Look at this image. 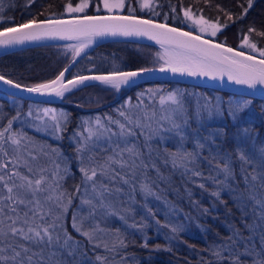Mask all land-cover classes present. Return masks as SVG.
Here are the masks:
<instances>
[{
	"label": "trees",
	"instance_id": "obj_1",
	"mask_svg": "<svg viewBox=\"0 0 264 264\" xmlns=\"http://www.w3.org/2000/svg\"><path fill=\"white\" fill-rule=\"evenodd\" d=\"M78 1L0 0V29L37 18L80 14L68 13L65 9L69 2L75 5ZM89 3L90 7L84 13L104 12L101 7L100 11L96 10V5H100L99 0H90ZM129 7L136 8L135 14L137 15L165 21L199 33L189 27L183 18L185 9H190L193 14L203 15L215 21L219 19L222 25L227 23V27H222L215 37L206 36L259 55L258 52L240 45V40L246 35L252 43L257 44L258 48L264 49V37L258 35L259 32L264 31V0H252L250 8L248 0H207V2L205 0H153L154 11L141 10L138 0H125V7L120 12L129 13ZM173 8L175 11H172ZM245 9H247L246 14ZM228 16H231V19H228ZM241 16H243L242 19L239 18ZM250 28L255 31L250 32ZM66 45V43L35 45L4 53L0 55V74L27 85L50 80L74 55L73 50L67 48L70 50L69 54L62 48ZM160 55V49L152 44L126 40L106 41L84 54L70 69L68 76L156 66L162 63L159 60ZM151 84L165 88L174 86L184 94L196 90L195 93L201 98L197 100V106L194 105V119L188 117L191 128L199 127L201 134L205 136L216 130H221L223 134L215 138V143L198 150L197 161L189 164L188 168L195 167L203 175L193 176L191 171H185L179 165L174 168L171 158L167 155L166 150L175 152L180 146L179 141L173 138L172 132L174 131H168L165 128V133L158 137L157 132H153L152 129L149 133L145 128L136 129L135 135L128 139L139 147L146 160L148 159V146L151 147V160L164 178H159L155 169H149L151 178L149 182H154L155 194L147 197L138 186L136 191L132 192L129 185L123 184L119 177L111 183L108 179L104 181L110 187L122 189L120 194L112 196L118 197L122 214H117L112 210L115 216H110L103 210L96 211L97 217L101 219L100 222L113 234V243L110 244L112 248H101L90 244L84 236L69 225L72 223L69 218L70 212L75 205L78 206V202L76 203V200L80 199L78 192L84 184L83 175L77 173L79 167H87V162L91 165L92 161L89 157H94L95 161L101 162V158L104 159L112 154L117 139L114 136L109 139V136L119 128L111 121H124V117L120 116V102L122 103L126 97H129L130 101L135 99L136 94L134 93L137 90ZM97 87L105 88L106 85L91 83L81 86L66 93L61 102L55 103L66 109L69 118L66 130L63 132V141H56L47 132L38 134L39 132L32 129L24 131L32 135L33 139L45 144L47 155H50L49 149L56 158L59 155L63 156L64 160L60 163V175L64 178L60 184L64 191L72 194V200H74L71 210L69 207L64 217V224L74 240L79 241V245L76 246L70 241L73 249L71 252L60 244L52 248L45 247L44 260L50 261L51 264H56L57 261H62L63 264H107L110 257H118L125 264H232V260L239 254L242 264H253L254 259L257 258L256 254L261 253L264 248L261 244V237L264 236V219H261V216L264 215V211L250 197L255 196L256 199L264 197V186H262L264 179L260 178L258 174L261 170L256 167L257 180L253 181L251 176H248L246 180L245 171L242 170L234 149L237 144H243L246 151L253 154L256 163H259L260 151L264 149V100L170 81L141 82L123 86L120 92L105 94L98 105H93L92 103L96 100L91 103L85 94H89L90 88ZM200 92L207 93L209 98H205ZM8 96L20 100L19 97ZM214 96H219L223 104L237 97L242 100V103L247 102V107L238 114L234 121L221 104L222 115H214L211 119H204L198 124L195 119L197 108L203 111V103L210 102ZM115 97L118 98L115 99ZM24 101L28 102V100ZM88 103L91 105H87ZM254 108L260 115L256 119L251 117L253 116L251 109ZM14 114L15 106L9 104L8 100H0V126L2 128L7 127L8 120L12 119ZM82 116L108 117L105 125L111 133L107 132L106 137L95 142L87 140L86 149L78 153L77 147L84 143L86 138L78 136L79 142L75 145L70 137L73 132L77 134V127L72 133L69 132L72 129L71 126L75 125ZM111 125H114L113 128ZM16 129L12 127L15 132H17ZM245 129L247 132H244ZM148 137L150 139H146ZM21 143H23L22 140ZM120 147H124L122 139ZM184 148L189 151L196 150L194 141L185 142ZM224 152L233 154V175L226 181L227 187L218 183L225 180L224 175L218 174L215 168L219 157L217 160H212L216 153ZM81 157H83V164H81ZM3 160L4 158L0 156V161ZM254 166L245 165L244 167L248 173H252ZM113 167L121 175L127 171V169L121 170L116 165ZM201 184L204 187H200ZM77 186H79V191L76 190ZM216 191H220L219 197L213 195ZM205 209L207 211H204ZM121 216L124 218L121 219ZM175 225H183V229L173 232L171 226ZM120 241L124 242L123 245ZM32 247L33 251H40V247L35 245ZM245 249H248L252 255L242 254ZM52 252H56L57 255L52 256ZM217 252L220 253L219 256L216 255ZM98 256L102 259L98 260Z\"/></svg>",
	"mask_w": 264,
	"mask_h": 264
},
{
	"label": "snow or ice",
	"instance_id": "obj_2",
	"mask_svg": "<svg viewBox=\"0 0 264 264\" xmlns=\"http://www.w3.org/2000/svg\"><path fill=\"white\" fill-rule=\"evenodd\" d=\"M138 2L141 10L154 11L153 0H138ZM102 3L104 9L109 13L113 9L123 10L125 7V0H102ZM251 6L252 0H248V7ZM89 7V0H79V3L75 6L69 2L66 4L65 9L68 13H84ZM96 10L100 11L99 5H96ZM172 11H175V9L173 8ZM135 12L136 8L129 7V15H84L71 20L37 21L32 19L17 27H9L0 31V45L22 43L25 40L44 37L77 39L80 42L76 45H70V47L73 48L74 55L78 56L81 51L92 43V38L95 36L106 34L114 36L117 34L148 36L159 43H171L175 48L181 50L180 54L172 55L165 60L167 69L173 73L214 77L217 74L222 75L224 70H228L229 79L235 80L238 84H246L252 88H255L258 84L264 85V49L258 48L256 43H250L246 38L243 39V45L258 52L260 59H257L256 55H247L243 50L237 51L231 47H225L223 43H214L211 39H204L203 35H193L191 31L186 32L177 27H170L167 23H155L151 19H139L136 17ZM244 13H247V9L244 10ZM225 15L228 14L225 13ZM184 16L190 20L193 18L190 9H185ZM239 18L242 19L243 16ZM228 19H231V16H228ZM195 23L199 25L201 34L208 33L211 37H215L222 27H227V23L221 25L219 19L210 22L203 15H200ZM249 31L252 32L255 29L250 28ZM258 35L264 37V31L259 32ZM165 70L166 68L161 66L160 71ZM67 71L68 69L65 68L55 79L28 87L27 91L55 93L57 96H63L64 92L69 90L68 85L76 86L88 79L102 81L104 84L119 90L122 85L129 83L130 78L139 77L143 72L150 71V69L118 71L93 77L78 76L65 83L64 76ZM0 81L13 85L15 88H21V84L14 83L11 79H5L3 75H0ZM166 102H171L172 107L169 109L170 115L162 117V119L169 121L170 128L168 130L175 132L180 144L175 152L166 150L167 155L171 158L172 166L175 168L179 165L185 171H191L193 176H202L203 174L195 167L189 169L188 165L197 161L198 150L215 143V138L223 133L221 130H216L205 136L201 134L199 127L191 128L184 101L177 93L172 92L166 97L160 98L161 105ZM246 107L247 102L235 105L230 102L227 111L235 121L238 114ZM49 111L52 110H45V112ZM222 114L223 110L219 103L215 106L206 104L203 106V111L199 107L197 108L195 119L199 124L204 119H211L214 115ZM120 116L124 117L123 122L119 120L111 121V123L118 125V132L111 133V130L104 127L97 119L96 123L99 127L95 130L89 129L85 142L76 149L78 153H82L87 147V140L91 139L93 135L99 138L103 134L100 131L101 128L104 132L111 133L109 139L116 136L118 139H122L124 143L123 148L117 143L112 154L105 157L103 162H97L94 157H89L92 161L91 165L79 168L86 185L90 184L93 196L91 199H82V204L89 205V214L88 216L79 217L73 215L71 218L72 227L90 242L94 241L96 232L104 230L98 224L85 229V221L92 219L98 209L103 210L106 214H111L113 206L110 197L122 192L121 188L110 187L109 184L104 183L105 178L111 183L119 177L123 184L129 185L132 192H135L138 186L145 197L155 194L153 191L154 182H149L151 179L149 169H155L157 176L161 179L164 178L160 174L159 168L151 160V147L148 146V159L146 160L139 147L128 139L135 135L136 129L150 128L151 124L144 123L140 117L133 119L124 111L120 112ZM62 118L64 121L67 119L64 114H62ZM177 118H179V122ZM16 119L18 117L8 120L7 127L0 129V156L4 158L3 162H0V264H51L50 261L46 262L44 260L45 247L52 248L59 245L62 237V247L70 252L73 250L70 241L76 246L79 245V241L74 240L67 232L64 224V217L72 204L73 197L71 193H67L62 189L60 181L64 177L60 175L58 170L54 171L51 177L44 174L46 172L44 168H40L39 172L34 171L32 163L23 155L21 148L23 137L12 130L13 121ZM52 119L55 121L54 129L61 130V120H58L55 115L52 116ZM144 119L150 120L151 117L145 114ZM160 127H163V125ZM244 132H247V130L245 129ZM146 139H150V137ZM189 140L194 141L196 150L189 151L184 148L185 142ZM53 151L56 150L53 149ZM234 152L241 163L242 170L245 171L246 180L248 176H251L253 181L257 180L256 167L260 168L261 171L258 175L261 179H264V149L260 151L258 164L254 160L253 154L248 153L243 144H237ZM28 156L32 160L37 159L31 152H28ZM218 157L219 160L215 168L218 174H223L225 177V180L218 183L227 187L226 181L233 175V154L229 152L216 153L212 160H217ZM204 159L207 160V158ZM81 164H83V157H81ZM113 165L118 166L121 170L127 169V171L121 175ZM245 165H255L253 172L248 173L244 167ZM21 167L25 168L26 172H21ZM56 167L59 168L58 165ZM98 175L100 179H96ZM200 187H204V185L201 184ZM76 190L79 191V186ZM87 191L86 186L85 192L87 193ZM213 195L219 197L220 191L214 192ZM250 198L255 200L264 211V197L256 199L255 196H252ZM204 211H207V209ZM120 218L123 219L124 217L121 216ZM261 219H264V215L261 216ZM133 226L135 227V225ZM182 229L183 225L171 226L173 232ZM120 243L123 245L124 242L120 241ZM261 244L264 245V236L261 237ZM33 245L40 247V251H33ZM144 246L146 247L147 244L145 243ZM104 247L107 248V244ZM242 254L252 255L248 249H245ZM56 255V252H52V256ZM216 255L219 256L220 253L217 252ZM256 256L257 258L254 259L253 264H264V248ZM97 259L102 258L98 256ZM56 264H63V262L57 261ZM232 264H242L239 254L232 260Z\"/></svg>",
	"mask_w": 264,
	"mask_h": 264
},
{
	"label": "rangeland",
	"instance_id": "obj_3",
	"mask_svg": "<svg viewBox=\"0 0 264 264\" xmlns=\"http://www.w3.org/2000/svg\"><path fill=\"white\" fill-rule=\"evenodd\" d=\"M90 1V0H89ZM100 1V7L101 10L104 12H108L106 9H104L103 7V3L102 0ZM79 1L76 3L78 4ZM75 4V5H76ZM73 5V6H75ZM140 8V5H139ZM0 10H1V3H0ZM146 10V9H145ZM121 10L119 9H113L112 12H120ZM193 14V13H192ZM200 15L197 14H193V18L190 20L188 18H186L183 15V18H185V22L186 24L195 29L196 31L199 32V25H197L195 23V20L199 18ZM206 20L210 21V22H215V20L212 19H208L205 16H203ZM222 25V24H221ZM200 33V32H199ZM205 35L210 36L208 33H203ZM247 38V36L245 35L244 37H242V39L240 40V45L242 47H246L248 48L246 45H243V39ZM249 40V39H248ZM250 43H252L249 40ZM66 46H63L62 48L66 51L69 52L70 54V50H73L72 47H70V45H76V43H66ZM69 48V49H67ZM161 52V51H160ZM74 53V50H73ZM167 56L164 55L161 52V55L159 56V60L160 62H162L159 65H166L165 64V60H167ZM158 66V65H156ZM104 84V83H103ZM106 85V84H104ZM123 86L120 87L119 90L111 87L110 85H106L105 88H90V90L88 91V95L85 94V96H87L88 101H90L93 105H98L100 102V100L105 96V94L108 93H114L116 92H120L121 88ZM125 87V86H124ZM175 92L177 93L179 96L182 97L183 101H184V106L185 109L187 110V117H190L191 119H194V105L197 106V100L201 97H199L195 92H197L196 90L194 91H189L187 94L184 92H182L181 90H177L176 87H170V88H165L161 85H156V84H151L149 86H146L143 89H139L136 91V96L135 99H131L129 97H126L125 100L122 101V103L120 102V112L124 111L127 114H129L130 116L133 117V119L140 117L142 119V121L146 124H151V127H145L146 131L149 133L150 129H152V131H156L157 132V136L161 137L164 133H165V128L169 129L170 128V123L168 120L162 119V117L168 116L170 115L169 109L172 107L171 102H166L165 104L161 105L160 103V98L161 97H166L169 93ZM143 93V95H141ZM205 98H209V95L207 93H202L200 92ZM146 102V103H144ZM230 102L235 105V104H242V100L240 98H232L230 100ZM229 102V103H230ZM8 103L11 104L12 106H15V114L13 117H18V119L13 121V125L12 127L17 128V132L18 134H20V136H24L23 139H21L23 141V143H21V148L23 150V155L25 158H27L33 165L34 171L39 172L40 168H44L46 169V172L44 173L45 175L51 177V174L54 171H61V166L60 163H62L63 156L59 155L58 158L55 157L54 153L51 152V150L48 149V153L50 155H47V149L45 147V144H43V142L39 141V140H35L32 138V135H30L29 133L26 134L24 131H27L26 129H29L31 131L35 130L37 132H39L38 134L41 133H45L47 132L49 136H51V138L55 139L56 141H63V132L66 130V125L68 123V114L66 112V109L62 108V106L60 105H56L54 104H45V103H34V102H29V103H25L22 102L21 100L15 99V98H9L8 99ZM91 103H88L87 105H91ZM219 103V106H221L222 104V108H225L227 110V108L229 107V103H222L221 98H219V96H214V98L210 99V102H204L203 104L206 105H212L215 106ZM24 105H27L24 106ZM21 107V108H20ZM26 107V108H25ZM264 107V106H263ZM52 110L49 112H45V110ZM253 111L251 116L253 119L258 118L260 115L257 113V111L254 109H251ZM29 113H31V115H29ZM62 114L66 115L67 119L66 121L63 120L62 118ZM145 114L148 117H151L150 120H145ZM55 115L57 117L58 120H61V130L57 131L54 129L53 125L55 124V121L52 119V116ZM12 117V118H13ZM97 119L100 120L101 124L104 125V127H107L105 125V122L107 121L108 117L106 116H101L98 118H92L90 116H85V117H81V119L75 124L71 126V130L69 133H72V131L76 128L77 129V134L75 132H73L71 134V139L73 140L75 145H78V136H84L85 138L88 137L89 134V129H97L99 126L97 125L96 121ZM102 120V121H101ZM178 122H179V118H177ZM110 123V122H109ZM111 124V123H110ZM161 125H163V127H160ZM114 125H111V127L113 128ZM108 128V127H107ZM0 129H2V126H0ZM29 131V132H30ZM100 131L103 133L102 135L99 136V138L96 135H93L91 137V142H95L98 139L102 138V137H106L108 135L107 132L103 131V128L100 129ZM119 129H117L115 131L118 132ZM169 131V130H168ZM75 134L77 135V137L75 136ZM174 134V135H173ZM6 135H8L6 133ZM173 138L176 141H179V138L175 135V132H172ZM117 139V143H119V145L121 146V139L119 140L116 136H114ZM42 139V138H40ZM82 141L84 142V139L82 138ZM149 141V140H148ZM116 143V144H117ZM179 146V144H178ZM28 152H31L33 156H36L37 159L36 160H32V158L30 156H28ZM58 156V155H56ZM65 157V156H64ZM107 157V156H106ZM54 159V160H52ZM102 160H104L103 158H101V162ZM3 162V161H0ZM59 166V168L57 169L56 166ZM84 165L86 166V164L84 163ZM77 167L78 164H76ZM90 164L89 162H87V167H89ZM80 168V167H79ZM21 172H26V169L21 167L20 168ZM77 174H80L81 176L83 175L82 173H80L78 171ZM96 179H100L99 175L97 176ZM107 179L105 178L104 181H106ZM88 188L87 193L85 192V188ZM79 193V198L78 200H76V203L78 204L74 206V208L72 209V211L70 212L69 218L70 221L72 222L71 217L73 215H77L79 216H88L89 214V205L88 204H82L81 201L82 199H90V195L93 196V193L91 191V186L90 184L85 183L82 186V189L78 192ZM111 202H112V210L117 213V214H122V209L120 208V204H119V199L118 197H111ZM74 201V200H72ZM77 206V208H76ZM72 206H70V210H71ZM99 211V210H97ZM98 213H95V216L90 219L85 221L84 227L85 229H88L90 226H95L96 224L99 225V227L101 229H103L104 231L102 232H96L95 234V239L94 241H89L86 237H84L90 244L93 245H99L98 247L101 248H106L104 247L105 244H107V248L106 249H111L112 246L110 244L113 243L112 241V232H110L109 230H107L106 226L104 224H102L100 222L101 219H99L97 217ZM110 216H115L112 214H110ZM65 219V218H64ZM69 225H71L72 227V223H70ZM73 228V227H72ZM60 245H63V240L60 242ZM107 264H125L124 262H121V260L118 257H110L107 261Z\"/></svg>",
	"mask_w": 264,
	"mask_h": 264
},
{
	"label": "water",
	"instance_id": "obj_4",
	"mask_svg": "<svg viewBox=\"0 0 264 264\" xmlns=\"http://www.w3.org/2000/svg\"><path fill=\"white\" fill-rule=\"evenodd\" d=\"M84 15H99V16H120V15H129V13H123V12H96V13H80V14H68V15H63V16H55V17H46V18H37V21H44V20H56V19H61V20H71L75 17H82ZM137 18L139 19H151L155 23H167L170 27H177L180 28L181 31H191L193 35H203L200 33H197L195 31H192L190 29H186L165 21H161L158 19L146 17L143 15H137L135 14ZM29 21V20H28ZM28 21H24L12 26L4 27L1 28L0 31H3L5 28L9 27H17L22 23H26ZM204 39H211L213 40L214 43H223L225 47H231L237 51L243 50L247 55H256L257 59H260V56L258 54H254L252 52L246 51L244 49L234 47L232 45L226 44L224 42L218 41L214 38L208 37L206 35H203ZM112 40H126V41H136V42H141V43H147V44H152L156 46L157 48L160 49V51L169 58L168 55H173V54H180L181 50L175 48V46L171 43L165 42V43H159L157 40L150 39L148 36H137V35H130V36H124V35H111V34H106L103 36H95L92 38V43L89 44L83 51L80 52L78 56L73 55L72 58L68 61V63L61 69L63 71L65 68L68 69L67 72H65L64 76V81L65 83L68 80H72L78 76H86V77H93L97 75H108L113 72H118V71H139L141 69H150V71H145L143 72L139 77H133L130 78V81L127 85H122V86H130L133 84L141 83V82H181V83H188L200 87H206V88H213L225 92H232V93H237V94H242L246 96H251L255 97L258 99H263L264 100V85H257L255 88L249 87L246 84H238L235 82V80L229 79V72L228 70H224L222 75L217 74L214 77L213 76H205V75H188L187 73H173L170 70L167 69V65H158V66H148V67H141V68H133V69H122V70H116V71H104V72H89V73H82V74H77L73 76H68V73L70 69L74 66V64L88 51H90L92 48L97 46L98 44L106 41H112ZM80 41L77 39H62V38H52V37H44L40 39H35V40H25L22 43H13V44H8V45H0V55L29 47V46H35V45H44V44H55V43H76L78 44ZM161 66H164L166 68L165 71L161 72L160 68ZM60 71V72H61ZM59 72V73H60ZM59 73L56 75L58 76ZM2 75V74H0ZM4 76V75H3ZM56 76L52 79H55ZM5 79H10L6 76H4ZM50 79V80H52ZM12 80V79H11ZM14 81V80H13ZM47 81H42L38 83H45ZM14 83H18L14 81ZM21 84V88H15L13 85L6 84L4 81H0V90L4 91L7 94L17 96L23 99H28L32 101H37V102H44V103H58L62 101V97L72 91L75 90L81 86H85L91 83H103L102 81H97L94 79H88L85 80L82 84H77L76 86L73 85H68L67 91L64 92L63 96H57L55 93H35V92H29L27 91L28 87H32L35 84Z\"/></svg>",
	"mask_w": 264,
	"mask_h": 264
},
{
	"label": "flooded vegetation",
	"instance_id": "obj_5",
	"mask_svg": "<svg viewBox=\"0 0 264 264\" xmlns=\"http://www.w3.org/2000/svg\"><path fill=\"white\" fill-rule=\"evenodd\" d=\"M9 98H10V97L8 96V94H6V93L0 91V100L7 101ZM117 98H118V97H115V99H117ZM115 99H114V100H115ZM20 100H21L22 102H25L24 99H21V98H20ZM114 100H113V101H114ZM25 103H26V102H25ZM27 103H29V101H28ZM24 106L27 107V105H24ZM26 107H25V108H26ZM20 108H21V107H20Z\"/></svg>",
	"mask_w": 264,
	"mask_h": 264
},
{
	"label": "bare ground",
	"instance_id": "obj_6",
	"mask_svg": "<svg viewBox=\"0 0 264 264\" xmlns=\"http://www.w3.org/2000/svg\"><path fill=\"white\" fill-rule=\"evenodd\" d=\"M173 55H176V54H173ZM169 57L172 56V55H168Z\"/></svg>",
	"mask_w": 264,
	"mask_h": 264
}]
</instances>
